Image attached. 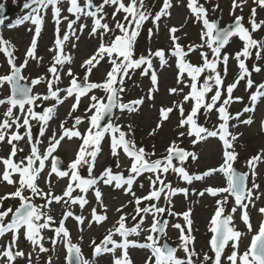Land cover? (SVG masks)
Segmentation results:
<instances>
[{"label": "snow or ice", "instance_id": "1", "mask_svg": "<svg viewBox=\"0 0 264 264\" xmlns=\"http://www.w3.org/2000/svg\"><path fill=\"white\" fill-rule=\"evenodd\" d=\"M247 0H233L232 14L234 22L226 27H220L218 20H210L208 17V9L205 8L199 0H188L187 7L196 22L202 24L201 43L197 45H189L187 48L179 43V37L176 33L179 29L175 26L169 29L172 48L171 56L175 58L178 72L177 84H186L189 92L183 95V100L174 103L173 107H162L160 109V119L156 128L152 130L150 135H155L162 127L163 123L170 118V114L175 110L180 113V120L177 125L185 131L179 132V137L188 136L193 145L206 141L208 138H218L222 142V163L217 168H211L200 175L190 174L184 167L185 161L189 158L198 159L195 152L188 151L179 146L177 141H172L166 149V155L151 159L155 156V152H149L143 146H138L134 139L132 125H127V131L124 126L113 122L114 110L120 112H135L143 105L144 98H140L127 103L122 100L124 92V78L130 75V70H140L141 74L150 78L152 88L147 95L148 99H154L153 93L158 90V74L153 67V58H159L161 66L167 64L166 52L164 49L156 51L148 50L147 55L135 56V42L140 34L145 21L152 19L154 26L158 27L162 17L170 16L172 7L171 0H163L160 10L153 14L145 6V0H101L99 4L93 0H85L81 6L80 0H70L67 12L75 16V19L68 20V17H62V9L59 7L60 0H26L23 7L30 9L29 13L20 18L17 23L30 21L35 25V36L30 47L26 51L25 59L21 64L16 63L14 55L15 46L11 41L4 39L0 35V53L7 58L9 71L0 75V88L4 85L9 86V95L0 98V105H7L6 111L0 118V143L10 145V153L6 158H0L4 170L0 173V182H6L14 185L16 190L0 196V237L6 233H11V240L0 245V264H15L20 258H26L27 264H33V252L39 254L48 253L49 248L45 246L46 238L42 234L44 230H51L54 237L47 238L53 245L62 243L65 250V264H93L86 258L82 252L81 242H73L69 229L65 226V221L74 218L78 225L83 226L86 217L83 215H75L71 211V206L79 205L81 209L89 203L86 194L91 189L98 205L103 206L104 213H98L96 208L91 211V222L103 223L107 220L106 205H103L102 192L98 185L102 182L104 185L113 186L117 189H123L126 193L131 194L135 203V215L131 218L136 223L129 227L127 225L128 214L123 212V206L117 209L121 213L119 219L112 229L108 230L107 235L97 243L95 239L91 241L93 255L99 256L105 253H115L118 249L121 251L120 256H114L112 264H133L129 256L130 247H138L141 249H149L151 255L145 260V264H264V222L259 226L258 231L253 235L250 246L243 252H239L240 240L245 233L238 230L234 223V214L237 209L241 210V220L245 224L248 232L253 231L252 223L249 215V206L254 205L255 192L259 190L260 185L253 179L251 187H249V177H256L257 166L264 163V152L252 156L246 161L249 169L248 172H239L234 168L237 160V153L233 143L237 139L229 129V122L232 119L238 120L242 124H252L251 116L247 119H241L244 113L255 111L256 102L264 98V83L256 85V90L251 93V106L245 107L243 112H237L235 116L229 113L228 106L233 102V90L237 87L240 80L246 79V86L251 89L254 81L250 78L251 72L246 64V60L253 55V49H256L255 55L257 59L264 58V40H256L252 33L257 30L264 29V20L257 21L256 8H252L249 17V27H245L243 16L235 15L237 8H242ZM257 7L264 8V0H253ZM49 6L53 7L56 19V39H55V55L53 63L48 68L51 78L43 76L31 79L29 83H25L28 78L23 75L24 69L27 67L29 60L42 59L37 57V37L41 32L44 23L42 16L43 10ZM105 6L114 9L112 17L115 20L119 13H124L123 21L116 20L115 27L110 28L105 21L107 13L104 11ZM219 7L218 5L216 6ZM5 9L0 4V13ZM215 11V9H213ZM91 17L93 20L90 29V36L98 37L100 44L95 53L84 61L82 67L85 69L83 79L77 77L69 68L67 76L70 83L66 88H60L61 80L60 72L66 63H71L72 57L64 52V43L70 39V36H76L77 29H74L77 21L81 17ZM61 19L68 20V31L61 35L59 24ZM3 17H0L2 24ZM87 25L81 24L78 31H83ZM119 34H116V32ZM112 35L109 43H104L105 35ZM152 30L149 29V35ZM238 37L243 41L244 46L241 51L237 52L234 59L238 62L240 74L236 81L229 84L224 89V81L218 70L219 65H224V71H227L229 56L227 53L221 55L222 50L229 44L231 38ZM76 39H79L76 36ZM207 48L209 51H204ZM200 50L202 64L194 65L186 59L189 53ZM211 53V59L209 58ZM243 57V58H241ZM107 59L111 65L110 71L106 75V79L101 83L90 82L89 76L101 61ZM256 72L261 71L260 67H254ZM203 83H200L201 76L204 73ZM185 77L189 78L186 83ZM46 83V94L33 92V89ZM100 89L105 95L97 96L92 94L90 105L87 112L90 116L74 117L72 127H65V122L60 124V133L54 131L48 138V145L41 151L40 145L42 138L47 131L49 121L53 119L57 105L64 103L70 97H74V103L71 106L69 116L75 112L80 104L81 97L88 95L92 90ZM215 89L213 95L208 99V93ZM183 88L173 87L169 89L170 94L179 95L183 93ZM63 93V95H61ZM226 93V98L217 107L221 101L222 95ZM240 100V97H236ZM55 101L51 106H43L44 102ZM192 102L190 111L185 114V103ZM19 109V114L14 110ZM40 108V111H37ZM203 109L206 113L216 110L219 114L220 123L217 128L210 130L198 123L199 113ZM108 118L107 123L101 122ZM84 119L88 120V127L84 133L77 128ZM33 121L39 125L38 136L33 137ZM235 127V125H232ZM21 129H24L21 132ZM110 137L111 154L116 158V168H120L119 156L121 151L129 158L130 166L127 169L128 175L125 176L123 171L114 172L111 166L105 168L99 176H93V170L96 166V160L101 151V142L104 138ZM27 141L30 145V153L22 157L19 161L15 158L23 149L18 147L21 141ZM78 138L82 141L77 151L76 157L70 162L65 169L62 161L55 155L61 142L65 139ZM154 147V146H153ZM176 161V163H174ZM87 166L88 176L80 175V168ZM47 172L46 184L48 191L39 186V179L45 169ZM176 174L180 179L191 184L194 180H204L213 174L220 173L226 177V186L224 187H207L198 195L203 197L209 194L213 197H219L216 201L217 207L210 220V232L212 233L209 246L212 255L203 254V259L198 260L200 254L196 252L194 247L195 237L191 235L193 221L191 217V209L183 213H175L172 211V199L182 193L188 195L189 189L173 187L171 182L166 181V175L169 172ZM144 173H150L149 176L150 191L147 195L137 197L132 190V186L136 179ZM55 174L58 178H67L68 183L61 195H56L52 191L51 177ZM18 176V180L13 176ZM81 193L73 195L74 192ZM29 193L26 195L25 193ZM234 198V207L230 212H225V206L228 203V197ZM163 197L165 204L160 206L158 202ZM36 198L44 201L42 204H36ZM19 200V205L15 208L9 206L4 207L6 200ZM133 201H129L132 203ZM146 203L145 207H141L142 203ZM53 203H62L68 210L63 212L62 219L57 223L53 215H51V205ZM264 215V207L259 210ZM170 216H182L185 224L175 223L173 228L180 233V244L172 247L167 243H161L162 237L166 236L168 220L164 219L165 214ZM151 215L152 222L145 229L143 225L146 217ZM139 218V219H138ZM24 230V238L30 242L32 251L24 252L17 247L21 230ZM81 231L83 228L81 227ZM142 231H147L148 235L145 242L140 243L130 240L132 234L139 235ZM116 235L121 237L120 241L114 239ZM231 245V254L225 256V249ZM178 249H182L185 257L181 258L177 255ZM197 258V259H194ZM46 264H52L51 257L48 258Z\"/></svg>", "mask_w": 264, "mask_h": 264}, {"label": "rangeland", "instance_id": "2", "mask_svg": "<svg viewBox=\"0 0 264 264\" xmlns=\"http://www.w3.org/2000/svg\"><path fill=\"white\" fill-rule=\"evenodd\" d=\"M23 1L24 0H0V4L5 3L9 6H13ZM93 2L99 4L101 0H93ZM124 2L128 3V0H124ZM199 2L208 9V17L210 20L218 17L221 25H225L228 22L234 21V16L232 14L233 0H199ZM171 3L172 7L170 9V16L162 17L158 27L154 26L151 18L145 21V29H141L142 34L136 38L135 42L136 57H139L142 54L147 55L149 49H151L153 52L158 49H164L167 54V64L163 66H161L159 58H153V67L158 74V90L153 93L154 99L147 98L149 90L152 88L150 78L148 76L142 75L140 70H130V75L124 78L123 87L125 90L122 93V100L123 102L127 103L129 101L144 98V103L139 107V110L135 112L124 111L122 114H120L119 110H116L113 122L124 126L125 131H127V125H132L134 135L131 138L135 140L138 146L145 147V149L149 152H152V150L155 149V156L151 157L153 160L165 156L167 154L166 149L170 143L174 140L177 141L180 147L196 153L198 159L192 160L189 158L187 161H185L184 167L190 174L200 175L211 168H217L222 163V142L218 138H208L206 141L200 142L196 145L192 144V138L188 136L180 138L178 135L179 132L185 131V129H180L177 127L180 120V113L175 110L170 114V118L163 123L162 127L156 132V134L150 135L152 130L156 128V125L160 119V109L162 107H173L174 103L182 101L183 95L189 92V88L186 86V84H177L178 68L175 58L172 57L170 53L172 41L170 39L169 29L173 26L179 29V31L176 33V36L179 37V43L185 46V48H187L189 45H197L201 43L202 24L196 22L190 13V10L187 7L188 0H171ZM69 4L70 0H63L60 1L59 7L62 9L61 16H66L68 17V20H72L75 19V17H73L71 13L67 12ZM162 4L163 0H145V6L153 14L160 10ZM217 5L219 6L218 8L216 7ZM81 6H83L82 3ZM254 7L257 11V21L259 22L260 20H264V8L257 7L253 0H247L242 8H237L235 10V15L244 17V26L249 27V29L250 25L248 21L251 15V10ZM213 9H215V11H213ZM104 11L107 13L104 22H107L110 28L115 27L116 20L123 21L124 13H119L114 20L112 17L114 9L112 7L105 6ZM17 12H19V10ZM27 13H29V11ZM41 14L43 16L44 23L41 27L39 37L36 38V55L42 59L29 60L27 67L23 71V75L28 78L26 80L28 83L31 81V79L41 76L45 77L46 79L51 78L48 68L53 63V57L56 54L53 49L55 48L57 25L53 7L49 6L47 9L43 10ZM22 15H19L17 18H22ZM68 20L61 19V23L59 24L61 35L68 31ZM81 24L87 25V27H85L82 32L78 31ZM92 24L93 20L91 17L82 16L81 19L77 21L76 25H74V29H77L76 36H78L79 39H76V36H70V39L64 43V52L70 54L72 60L70 64L66 63L60 72L61 80L59 87L62 89L66 88L70 83L71 78L67 76V71L69 68L72 69V72L77 75L78 78L81 80L83 79L85 75V69L82 67V65L84 61L91 57L99 47L100 39L98 37L90 36L89 34ZM35 27L36 26L30 21H25L24 23H17V21H15L14 24H8L6 27H0V35H2L4 39L11 41V43L15 46L14 55L18 65L21 64L25 59L26 51L30 47L35 36ZM149 29L152 30L151 35H149ZM116 34H119V32L117 31ZM252 35L256 40H264V29L257 30L256 32H253ZM112 38L113 37L111 34L105 35L104 43H109ZM243 46V41H241L238 37H233L231 38L229 44L226 45L225 49L222 50L221 55L227 53L229 56L227 71H224L223 64L219 65L218 67V70L220 71L224 81V89H226L229 84L234 83L240 74L238 62L236 59H234V56L237 52L242 50ZM204 51L209 50L205 48ZM252 51L253 55L246 60V64L249 68V71L251 72L250 78L254 81V86L251 89L246 86L247 78L240 80V82L237 84V87L232 93L234 98L233 102L228 106V111L233 116H235L237 112H243L245 107L251 106V93L256 90V85L264 83V58L257 59L255 55L256 49H253ZM262 56H264V54H262ZM209 58L211 59L210 52ZM186 59L194 65H200L203 62L199 49L195 52L189 53ZM254 67H260L261 71H254ZM110 69L111 65L107 59L101 61L95 68H93L92 73L89 76V81L96 83L103 82L106 79V75ZM8 71L9 65L7 63V58L4 54L0 53V75L6 74ZM205 75H208V73L206 72L201 76V84L203 83ZM188 80L189 78L185 77L186 83ZM173 87H181L184 91L179 95L170 94L169 89ZM33 92L46 94V83L37 85L33 89ZM214 92L215 89L208 93L207 98L210 99ZM92 94L97 96L105 95L102 90L94 89L88 95L81 97L79 107L75 112L72 113L71 117L69 116V112L71 111V106L74 103V97H70L64 103L57 105L56 113L53 119L49 121L45 135L40 138L42 140L40 145L42 152L47 147L48 138L52 135V133L55 131L57 135H59L61 131V122H65V127H72L75 122V116L87 117L91 115V113L87 112L86 109H88L90 105L91 101L89 97ZM7 95H9V86L4 85L3 88H0V98H3ZM61 95H63V93ZM236 97H240L241 99L236 100ZM224 98H226V93L222 95L221 101L218 102L217 107ZM53 103H55V101L50 100L44 102L43 106H51ZM191 106L192 102L185 103V114L190 111ZM6 108L7 105H0V118H2ZM40 110V108H37V111ZM14 111L19 114L18 108ZM249 116H251L253 120V123L250 125L242 124L235 119H232L229 122V130L237 136L233 146L238 155L233 166H236L243 172L249 171L246 165V161L249 158L264 152V98H261L256 102L254 112L244 113L241 116V119H247ZM220 122L219 114L215 109L207 113L201 109L198 123L202 124L208 129H215L218 127ZM32 123L33 137L36 138L38 136L39 125L36 124L35 121ZM232 125H235V127H232ZM87 127V119H84L83 122L77 126L79 131L82 133L86 131ZM23 131L24 129H21V132ZM81 143L82 141L78 138H72L70 140L66 138L61 142V145L57 149L55 155L63 158L65 162V169L70 164V162L75 159ZM18 147L22 148L23 152H19L17 154V157L15 158L17 161L30 153V145L27 141V138H25L24 141H21ZM9 153L10 145H8L6 142L0 143V158L8 157ZM174 163H176V161H174ZM119 164L120 168L117 169L115 166L116 158L111 154L110 137L106 136L101 142V151L97 156L96 166L92 174L93 176H99L105 168L111 166L114 172L123 171L124 175L127 176V169L130 166V160L122 151L119 156ZM3 170L4 166L2 163H0V173H2ZM48 170L49 168L45 169L38 181L39 186L45 191H48V186L46 184ZM256 171V177H249V187H251V181L253 179L257 184L260 185L259 190L255 192V196L259 197V199H255L254 205H250L248 209L253 231L249 233L245 224L242 222L240 209H237L233 219L235 227L242 233H245V235H243L240 240V253H243L250 246L253 235H255L258 231L260 224L264 222V215H261L258 211L261 207H264V163L259 164ZM80 175L83 177L88 176L87 166L80 168ZM150 175L152 174L144 173L138 177L133 184L132 190L135 192L137 197L147 195L151 190L149 183ZM13 179L18 180V176L14 175ZM166 181L171 182L173 187L189 189L187 196L182 193H178L173 197L172 211L175 213H183L191 209L190 218L193 221L191 235L195 237V250L200 254L198 260L203 259L204 253H207L211 256L212 252L209 246L212 236V233L210 232V220L216 210V201L219 197H213L209 194H205L203 197H201L198 195V192L203 191L205 188L210 186H226V177L223 174L216 173L206 177L204 180H194L191 184H189L170 171L166 175ZM51 183L52 191L56 195H61L67 186L68 180L67 178H58L55 174H53L51 177ZM98 187L102 192L103 205H106L107 220L99 224L95 222H91V224H89L91 221V211L93 208H96L98 213H104L105 211L103 206L98 205L94 191L90 189L86 194L89 203L85 205L83 209H81L78 204L71 206V211L75 215H83L86 217L84 225H78L74 218H69L65 221V226L69 229L73 242L79 241V238L83 236V241L81 242L82 252L86 258H89L93 262V264H112L114 256H120L121 251L118 249L114 254L105 253L95 256L93 255L91 241L95 239L97 243H99L103 237L107 235L108 230L112 229L119 219L121 213L118 212L117 209L121 208L122 206L123 212L128 214L127 225L129 227L133 226L136 221H133L131 217L135 215V203L131 194L126 193L123 189L115 188L114 185L108 186L101 182ZM15 190L16 187L14 185H9L6 182H0V196ZM25 194L28 195L29 193L26 192ZM80 194L81 193L79 190L73 193L74 196ZM34 201L36 204L44 203V201L39 198H36ZM129 201L133 202L129 203ZM146 203L147 202L142 203L140 206L145 207ZM158 204L160 206H164L165 201L163 197L158 202ZM18 205L19 200L9 199L4 202L5 208L9 206L15 208ZM233 207L234 198L229 196L228 203L225 206V212H230ZM66 210L68 209L62 203H53L51 205L50 214L53 215L58 223L62 219L63 212ZM165 215L166 219L168 220L166 236L171 244L177 247L180 244V233L177 229L173 228L172 225L175 223L184 225L185 221L182 216H170L167 213ZM151 222L152 216L149 215L146 217L143 228L147 229ZM81 227L83 228V231H81ZM42 234L44 237L54 236V233L51 230H44ZM11 235V233H6L3 237H0V245L7 244L11 240ZM147 235V231H142L139 235L132 234L129 239L143 243L145 242ZM114 239L120 241L121 237L116 235ZM45 246L49 248V252L39 254V258H37L38 250L37 252H33V264H46L49 257H51L52 264H65L66 250L62 243H58L54 246L51 241H45ZM17 247L19 250H23L26 253L32 251L30 242L24 238L23 230L20 232V238L18 240ZM128 251L133 264H145V260L149 255H151L149 249H141L138 247H130ZM231 251L232 248L231 245H229L225 249V256L231 254ZM177 255L181 258L185 257V253L182 249H178ZM15 264H27V260L26 258H20L15 262Z\"/></svg>", "mask_w": 264, "mask_h": 264}, {"label": "water", "instance_id": "3", "mask_svg": "<svg viewBox=\"0 0 264 264\" xmlns=\"http://www.w3.org/2000/svg\"><path fill=\"white\" fill-rule=\"evenodd\" d=\"M25 2H26V0L23 1V2L19 5V8L23 9V8H24L23 5H24ZM1 4H3V5L5 6L4 11H3L2 13H0V17H3V20L7 19V18L10 17L12 14H14V13L16 12L17 8H18V6H15L14 8H12V7L8 6V5L5 4V3H1ZM214 20H218V21H219V26L222 27V28H223V27H226V26H228V25H230V24H232V23L234 22V21H233V22L227 23L225 26H221V24H220V20H219L218 17H215ZM24 82H25V83H28L27 81H24ZM115 111H116V110H114V113H115ZM114 115H115V114H114ZM113 118H114V117H112V119H113ZM107 121H108V118L106 117L105 120L102 121L101 123L104 124V123H107ZM58 157H59L60 160L62 161V165H63V167H64V166H65V162H64V160H63L60 156H58ZM234 168H236L239 172H242V171H240L236 166H234ZM164 219H166V216H164ZM47 238H49V237H47ZM47 238H46V241H49ZM162 241H163V243H167V244H169L170 246L174 247V246H173V245L167 240L166 236H165V237H162Z\"/></svg>", "mask_w": 264, "mask_h": 264}, {"label": "trees", "instance_id": "4", "mask_svg": "<svg viewBox=\"0 0 264 264\" xmlns=\"http://www.w3.org/2000/svg\"><path fill=\"white\" fill-rule=\"evenodd\" d=\"M81 3L84 5V0H81ZM23 13H24V11H20V12L14 14V15H12V17H11L9 20L13 22V21H15V20H14L15 17H17L18 15H22ZM27 14H28V13H26V14L24 13L23 15L25 16V15H27ZM72 16L75 17L73 14H72ZM144 25H145V23H144ZM144 25H143V27H142L141 29H145ZM145 26H146V25H145ZM145 31H146V30H145ZM141 34H142V33H141V30H140V34H139V36H140ZM132 74H133V73H132ZM123 112H124V111H123ZM123 112H120V111H119L120 114H122ZM210 130H214V129H211V128H210ZM152 151L156 152L155 149H153ZM22 230H23V229H22ZM23 231H24V230H23ZM134 235H136V234H134ZM51 237H54V236H51ZM54 246H55V245H54Z\"/></svg>", "mask_w": 264, "mask_h": 264}]
</instances>
